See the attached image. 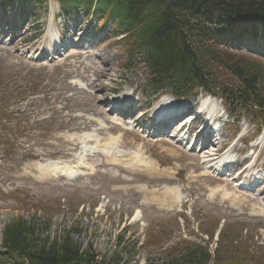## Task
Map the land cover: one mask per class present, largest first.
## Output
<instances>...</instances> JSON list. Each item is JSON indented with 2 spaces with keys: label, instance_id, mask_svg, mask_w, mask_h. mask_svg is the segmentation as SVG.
<instances>
[{
  "label": "rangeland",
  "instance_id": "1",
  "mask_svg": "<svg viewBox=\"0 0 264 264\" xmlns=\"http://www.w3.org/2000/svg\"><path fill=\"white\" fill-rule=\"evenodd\" d=\"M57 12L52 0L39 8L18 2L8 11V38L0 42V108L7 107L9 113L4 122L0 119V244L5 225L23 220L34 227V238L39 241L51 243L69 236L81 249L88 247L98 256L118 252L127 264L180 261L192 246L179 245L156 257L149 253L155 256L162 251L157 249L184 239L207 247L212 254L220 245L216 257L224 261L240 262L245 252L249 253L248 261H264V215L252 214L260 203L264 212V183L256 189L259 198L237 192L234 184L222 178L218 181L204 168V153L198 157L182 149L178 151L186 157L177 154L171 159L163 152L165 144L155 145L149 137L143 139L118 128L109 106L100 104L111 99L116 89L125 93L142 90L148 95L141 67L126 64L117 39L111 40L109 26L93 19L88 23L82 11H74L70 17L69 12L63 16ZM88 24L96 33L102 31L94 42L101 36L106 38L82 50L84 54L70 50L58 60L41 61L23 53L38 45L49 31L59 39L62 31L83 30ZM243 58L254 62L258 70L264 69V60ZM219 76L227 80L224 72ZM228 84L235 86V80ZM153 101L146 96L140 106ZM216 108L219 112L223 106L218 103ZM244 118L246 125L248 119ZM5 122L8 127H4ZM229 127V131L226 127L219 132L222 143L234 145L241 129L247 141L255 137L252 128L244 129L241 124ZM88 134L101 144L113 138L119 141L107 155L88 156L84 148L94 144L81 141ZM261 140L264 146V135ZM242 147L237 142L234 150ZM134 156L137 162L122 163L135 160ZM47 162H81L90 170L70 180H41L33 166ZM263 163L264 148L256 165L262 168ZM170 189L181 191L179 212L160 205L168 204L164 199H171ZM181 215L185 218L182 221ZM220 225L225 228L217 242L214 233Z\"/></svg>",
  "mask_w": 264,
  "mask_h": 264
},
{
  "label": "trees",
  "instance_id": "2",
  "mask_svg": "<svg viewBox=\"0 0 264 264\" xmlns=\"http://www.w3.org/2000/svg\"><path fill=\"white\" fill-rule=\"evenodd\" d=\"M63 1L87 9L95 2L94 12L98 19L119 23L122 33L127 35L123 43L127 63L143 64L149 84L155 90L168 86L175 96H184L201 87L216 95H226V99L237 95L243 108L253 103L264 106L259 87L262 75L256 64L229 53L217 43L235 40L250 32L254 34L256 24L260 25L264 36V0ZM221 71L235 80V86L220 80ZM33 229L23 220L5 225L0 264L121 262L119 253L97 258L88 249L80 251L68 237L51 243L39 241L34 238ZM199 257L207 255L196 247L187 250L181 262L173 259L163 264H184L185 258L190 264ZM148 264L152 262L149 260Z\"/></svg>",
  "mask_w": 264,
  "mask_h": 264
},
{
  "label": "bare ground",
  "instance_id": "3",
  "mask_svg": "<svg viewBox=\"0 0 264 264\" xmlns=\"http://www.w3.org/2000/svg\"><path fill=\"white\" fill-rule=\"evenodd\" d=\"M170 101V98H163L160 102V105H165L167 102ZM102 106V104H100ZM199 134L196 136L194 142L196 143L199 140ZM71 138V137H70ZM88 141L91 142L93 141L95 143L94 146H90L88 147V150L90 153H96V152H101V153H106V151L109 149L108 147L116 144L118 141L117 139H111V141L109 143H104V146H99V142L92 136V135H88ZM201 141L208 142V138L207 136L203 137L201 139ZM166 145V143H165ZM167 149H164L163 152H165L168 156H170L171 159H176L177 155L175 150H171V148L166 147ZM204 159L206 160L205 165L207 166L210 163L215 162L217 159H213L215 158V150H210L209 152L206 153V155H204ZM224 161V158L222 157L221 159L218 160V164L222 165V162ZM216 165V164H215ZM225 168V167H223ZM34 169L37 171L38 173V177L43 180L46 179L47 177L49 178H53V177H69L70 175H72L75 171L76 168H72L69 167L67 165H64L62 163H58V162H48L46 164H37L36 166H34ZM180 190H172L171 192V199L170 198H166L164 199V201L168 204L162 205L163 203H161L160 205L164 207V209L166 210H174L175 212H178L181 209V205L183 202V198L181 197V194L178 192ZM237 200H235L236 203ZM263 211V210H262ZM252 214H262V212L260 210H258V208L256 210L252 211Z\"/></svg>",
  "mask_w": 264,
  "mask_h": 264
}]
</instances>
